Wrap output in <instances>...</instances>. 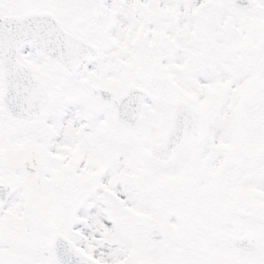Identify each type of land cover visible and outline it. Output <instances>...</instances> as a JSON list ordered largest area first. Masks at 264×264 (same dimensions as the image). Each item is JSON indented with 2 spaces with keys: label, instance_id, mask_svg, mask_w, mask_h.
Returning a JSON list of instances; mask_svg holds the SVG:
<instances>
[{
  "label": "snow or ice",
  "instance_id": "1",
  "mask_svg": "<svg viewBox=\"0 0 264 264\" xmlns=\"http://www.w3.org/2000/svg\"><path fill=\"white\" fill-rule=\"evenodd\" d=\"M0 264H264V0H0Z\"/></svg>",
  "mask_w": 264,
  "mask_h": 264
}]
</instances>
